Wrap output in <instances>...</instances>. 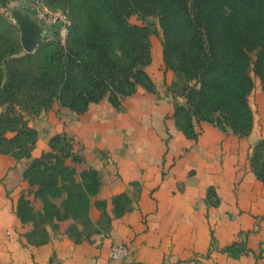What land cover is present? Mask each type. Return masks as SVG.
Returning a JSON list of instances; mask_svg holds the SVG:
<instances>
[{
	"label": "crops",
	"instance_id": "1",
	"mask_svg": "<svg viewBox=\"0 0 264 264\" xmlns=\"http://www.w3.org/2000/svg\"><path fill=\"white\" fill-rule=\"evenodd\" d=\"M158 62L161 69L149 72ZM147 66L153 90L138 85L117 103L105 95L81 113L66 106L42 111L28 121L38 133L28 154L0 152V264H264V178L251 164L253 145L264 137L259 78L248 95V134L193 119V137L173 116L189 81L165 67L159 49ZM55 134L67 136L75 155L64 158L77 184L71 199L77 188L84 196L66 208L63 189L51 197L61 217L22 221L21 193L36 216L44 213L24 169ZM88 169L91 191L82 177ZM117 242L130 245L125 258L109 257Z\"/></svg>",
	"mask_w": 264,
	"mask_h": 264
},
{
	"label": "trees",
	"instance_id": "2",
	"mask_svg": "<svg viewBox=\"0 0 264 264\" xmlns=\"http://www.w3.org/2000/svg\"><path fill=\"white\" fill-rule=\"evenodd\" d=\"M66 1L70 24L65 39L49 49L48 43H40L34 53L18 55L20 44L4 39L0 32V92L6 100L19 98L38 110L56 97L62 106L81 113L105 95L117 103L119 95L133 93L138 85L153 90L146 70L152 60V31L147 24L129 22L128 17L155 11L163 63L189 81L182 90L185 100L174 105L176 125L193 137V119L215 120L240 135L249 133L253 113L248 95L255 76L264 92V0ZM36 136L22 113L0 111V152L22 157L35 145ZM64 139V135L51 136L50 149L25 167L24 176L35 185L44 213L36 216L30 199L21 193L16 210L22 221L37 225L61 217L51 197L63 189L68 192L66 208L77 206L83 198L77 188L71 199L72 185L77 184L72 182V168L65 164L71 152ZM251 164L264 178V137L253 145ZM82 177L88 190H93L89 185L95 182L93 171L84 170Z\"/></svg>",
	"mask_w": 264,
	"mask_h": 264
},
{
	"label": "rangeland",
	"instance_id": "3",
	"mask_svg": "<svg viewBox=\"0 0 264 264\" xmlns=\"http://www.w3.org/2000/svg\"><path fill=\"white\" fill-rule=\"evenodd\" d=\"M42 1L47 4L48 8L52 12H63L66 13L70 18L68 11V4L66 0H42ZM19 15L26 16L30 22L35 24V27L37 29L36 42L31 50H26L22 46L21 23L18 18ZM128 20L131 23L147 24L152 31L149 34V41L152 47V54H156L158 49L161 52L160 48H161L162 32L158 21V15L156 14L155 11H150L146 13L143 17L138 13L134 12L128 17ZM0 32L2 33L4 39H9L12 40L13 42H17L20 44L19 52L17 53L18 55L25 54L26 52L34 53L37 47H39L40 43H48L46 49H49V47H53V44H55L56 42H61L55 28L41 24L34 19V12L30 6L29 0H0ZM29 63L30 62H28V64ZM161 65H162L161 62H158L155 65H149V72L150 71L153 72V70L155 71L160 70ZM2 67L5 69L4 65H2ZM151 68L153 70H151ZM255 78L256 76L254 77V79ZM6 99L8 98H4L3 94L0 92V111L11 109L14 113H22L27 123L30 120V118L32 119L37 118V116L43 117L44 115L41 114L42 111L48 114V110L54 109L55 107L58 106H62L61 101H59L56 97L51 98L46 108L42 107L41 109L38 110H34L28 107L29 103L24 102L19 98H11L9 100ZM7 134L10 135L12 133L9 131L7 132ZM46 137H47L46 135H43V137L40 136V139L45 140ZM50 138L51 137H49L48 140L49 144H50ZM37 139H38V133L36 136V142ZM65 139H67V136H65ZM62 142L63 141L60 140L59 143L61 144ZM61 145L64 146L63 144ZM64 148L66 149L68 147L64 146Z\"/></svg>",
	"mask_w": 264,
	"mask_h": 264
},
{
	"label": "built area",
	"instance_id": "4",
	"mask_svg": "<svg viewBox=\"0 0 264 264\" xmlns=\"http://www.w3.org/2000/svg\"><path fill=\"white\" fill-rule=\"evenodd\" d=\"M34 12V19L41 24L56 29L61 41H64L70 18L63 12H52L42 0H29ZM75 112V111H74ZM130 252V245L125 242L112 243L108 255L111 258H125Z\"/></svg>",
	"mask_w": 264,
	"mask_h": 264
},
{
	"label": "water",
	"instance_id": "5",
	"mask_svg": "<svg viewBox=\"0 0 264 264\" xmlns=\"http://www.w3.org/2000/svg\"><path fill=\"white\" fill-rule=\"evenodd\" d=\"M21 23V43L24 49L31 50L36 42L37 29L26 16H18Z\"/></svg>",
	"mask_w": 264,
	"mask_h": 264
}]
</instances>
